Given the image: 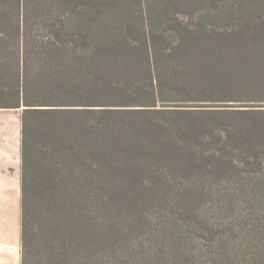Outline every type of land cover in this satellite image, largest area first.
I'll return each mask as SVG.
<instances>
[{"label":"trees","instance_id":"16d2710c","mask_svg":"<svg viewBox=\"0 0 264 264\" xmlns=\"http://www.w3.org/2000/svg\"><path fill=\"white\" fill-rule=\"evenodd\" d=\"M0 108L21 109L22 264H93L107 202L213 187L141 264H264V0H0Z\"/></svg>","mask_w":264,"mask_h":264},{"label":"rangeland","instance_id":"374dc122","mask_svg":"<svg viewBox=\"0 0 264 264\" xmlns=\"http://www.w3.org/2000/svg\"><path fill=\"white\" fill-rule=\"evenodd\" d=\"M194 1L196 3L199 2V0ZM20 114L21 109L0 108V122L8 121L11 125H18L21 121ZM229 190L231 189L227 188L225 191H222L219 187H213L207 189L202 195L198 190L193 191L186 188L176 189L175 192L162 188L154 189L150 190V193H148V191L145 192V194L143 193L141 196L143 201L141 204L136 203L134 208L126 203L125 210L128 211L124 213H121L122 210L120 209L123 203L120 207L105 209L108 205L107 202L102 214L106 215L105 218H107L108 221L117 220V217L121 218L122 221L120 222V226L118 225L116 230L123 233H114V236H110L108 241L106 237H104L103 240L105 242L102 244L98 242V233L91 237L92 254L94 258H96L93 264H141L140 258L143 253L145 254L149 250L152 252L156 242L163 241V235H159L155 238L153 235L164 228L162 225L165 224V222L167 225L172 222L170 219L176 215L174 212L179 206H184V203L187 201L188 193H194L199 198V201H203V203L206 202V204L208 203L210 205L217 204L222 198V192L225 193ZM143 191L144 189L137 190V193ZM111 193L112 190H107L106 194L108 198H111ZM227 193L231 194L230 192ZM237 197L240 198L239 194ZM172 200H175V202L173 205L169 206V204L173 203ZM210 215L215 216L214 213ZM122 236H126L127 242L133 243L134 241L136 249H131L132 251L129 250L126 243L120 241L123 240L121 238ZM126 239L124 241H126Z\"/></svg>","mask_w":264,"mask_h":264},{"label":"crops","instance_id":"0c3cea01","mask_svg":"<svg viewBox=\"0 0 264 264\" xmlns=\"http://www.w3.org/2000/svg\"><path fill=\"white\" fill-rule=\"evenodd\" d=\"M21 127L0 122V264H22Z\"/></svg>","mask_w":264,"mask_h":264}]
</instances>
